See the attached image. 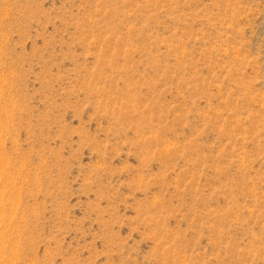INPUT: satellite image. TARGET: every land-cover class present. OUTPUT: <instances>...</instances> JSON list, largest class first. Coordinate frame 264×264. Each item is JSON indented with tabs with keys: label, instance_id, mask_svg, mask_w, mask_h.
Returning a JSON list of instances; mask_svg holds the SVG:
<instances>
[{
	"label": "rangeland",
	"instance_id": "rangeland-1",
	"mask_svg": "<svg viewBox=\"0 0 264 264\" xmlns=\"http://www.w3.org/2000/svg\"><path fill=\"white\" fill-rule=\"evenodd\" d=\"M0 264H264V0H0Z\"/></svg>",
	"mask_w": 264,
	"mask_h": 264
}]
</instances>
